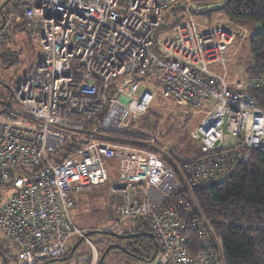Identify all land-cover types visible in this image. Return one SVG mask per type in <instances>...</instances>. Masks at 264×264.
<instances>
[{
  "label": "built area",
  "instance_id": "2783aa9c",
  "mask_svg": "<svg viewBox=\"0 0 264 264\" xmlns=\"http://www.w3.org/2000/svg\"><path fill=\"white\" fill-rule=\"evenodd\" d=\"M198 1L21 0V18L43 57L0 104V186L12 190L0 204V232L17 264L67 257L74 234L87 241L70 210L82 191L109 182L113 168L120 183L110 188L111 217L145 222L156 243L154 258L143 264H224L221 240L193 190L224 183L251 150L264 148V110L254 95L264 91V76L220 74L247 32L200 26L193 19ZM179 6L185 20L157 41L165 11ZM146 76L149 86L138 80ZM128 77L138 78L120 88ZM150 86L162 100L205 111L191 133L197 155L175 171L153 135L131 128L153 101ZM224 132L232 145H224ZM181 185V207L166 205ZM87 244V260L73 254L67 261L98 264Z\"/></svg>",
  "mask_w": 264,
  "mask_h": 264
},
{
  "label": "rangeland",
  "instance_id": "374dc122",
  "mask_svg": "<svg viewBox=\"0 0 264 264\" xmlns=\"http://www.w3.org/2000/svg\"><path fill=\"white\" fill-rule=\"evenodd\" d=\"M7 0H0V11L6 4ZM224 0H204L194 3L196 10H207L212 11L208 16L196 15L194 16L195 22L200 26L208 25L210 28L212 25H224L232 27L227 19L220 15L218 9L223 5ZM186 14L182 12L181 7L168 9L165 11L162 17V25L165 30L158 33L156 36L157 41L165 38L169 34V30L178 22L185 20ZM20 17L10 18L9 22H22ZM1 21V17H0ZM4 21V24H3ZM2 19V25L0 26V54L6 51V54H14L16 58V63L12 66L10 64H5L0 60V104L7 101L9 96L12 94L14 97L16 89L21 81L30 77L43 57V53L38 44L37 36H29L25 31L16 32L12 30L9 25ZM237 27V26H234ZM245 30L247 32V37L241 44L239 41L227 52L228 62L226 64V70L220 69V74H226L229 80L233 79H244L248 76L246 73V67L248 63V53L247 44L248 38L251 34L249 29L244 27H237ZM257 30V29H256ZM255 30V31H256ZM9 34L6 40L5 36ZM8 60V59H7ZM156 70L150 69L148 77H153ZM148 77H142L141 80L149 86ZM138 77H128L118 83L120 88L126 87L132 81H135ZM150 92L154 95L153 101L147 109L146 113L141 116L144 118L145 124L150 123L155 125V128L148 130L147 128H141V117L136 118L132 121V131H137L141 135H153L155 138V148L159 152L160 157H163L165 165L172 170H176L177 165L174 161L177 158L179 161L183 162L194 158L197 155L198 147L191 139V133L197 127V125L202 120L205 111H193L189 107L178 106L171 101L162 100L157 94V89L153 86L149 87ZM142 89H139V93ZM4 100L1 101V99ZM12 103V102H11ZM2 108V107H1ZM140 121V122H139ZM131 131V132H132ZM224 145H232V139L225 133ZM64 151H59L60 156ZM173 159L175 164L172 167L166 161ZM172 156V157H171ZM116 169L110 171L108 181L95 186L91 189H86L79 195V200L74 208L70 210V217L79 231L84 235L88 232H106L110 234L117 235H130L131 231L135 228L136 223L129 219L120 220L119 218H112L109 212L110 207V188L112 185H117L120 180L117 178ZM184 175L181 168L177 170V173ZM12 193L10 187L0 186V204L7 201ZM128 233V234H124ZM151 235V234H150ZM152 236V235H151ZM153 238V237H152ZM80 240L77 234L72 235L67 241V248L73 247ZM131 239L122 240L114 237L92 234L88 237L87 241L92 243L99 255L104 253L105 249L111 245L122 246L126 242H131ZM87 241H82L79 247L75 250L72 258L75 260L87 258L90 255V247ZM0 264H4L3 259H5L7 264H17L15 257L17 256V251L14 249L11 243L6 242L0 232ZM1 254L4 256L3 259ZM152 257V256H151ZM151 259V258H150ZM70 260V259H69ZM103 264H143L142 261H136L129 258L124 252H111L109 251L103 261ZM72 261L66 262H54L51 264H72Z\"/></svg>",
  "mask_w": 264,
  "mask_h": 264
},
{
  "label": "trees",
  "instance_id": "16d2710c",
  "mask_svg": "<svg viewBox=\"0 0 264 264\" xmlns=\"http://www.w3.org/2000/svg\"><path fill=\"white\" fill-rule=\"evenodd\" d=\"M22 10L21 0H7L0 11V26L2 19L9 22L10 18H21ZM218 11L231 25L249 29L251 34L247 41L248 63L245 71L248 76H264V0H224ZM211 13L207 10L194 11L195 15L203 16ZM20 20L22 22H9L12 28L9 32L25 31L30 34L28 26L22 18ZM0 60L10 66L16 63L14 54L7 55L6 51L0 54ZM254 95L257 106L264 110V91H257ZM145 123L142 118L141 128L153 131L155 125ZM66 151L64 149V153ZM249 155L247 164L238 165L224 183L193 190L200 212L211 225L215 236L221 240L224 264H264V148L253 149ZM168 158L170 161L166 162L170 167L182 165L177 158L174 159L176 163L170 156ZM184 190L181 185L166 205L181 207L186 200ZM139 222L130 232L136 238L123 245L129 254L116 249L115 252H124L136 261H148L154 254L155 240L150 236L149 226ZM193 242L197 244L194 237Z\"/></svg>",
  "mask_w": 264,
  "mask_h": 264
},
{
  "label": "water",
  "instance_id": "95a60500",
  "mask_svg": "<svg viewBox=\"0 0 264 264\" xmlns=\"http://www.w3.org/2000/svg\"><path fill=\"white\" fill-rule=\"evenodd\" d=\"M3 24H4V21H3ZM12 95V94H11ZM10 95V96H11ZM92 234H101V235H106V236H110V237H114V238H117V239H122V240H128V239H131V235H117V234H110V233H106V232H89V233H86L85 234V237L88 238L90 235ZM135 236V235H134ZM151 236V235H150ZM152 237V236H151ZM82 243V240L80 239L72 248L71 250L69 251V254L67 257L65 258H62V259H56V260H51V261H48L44 264H51V263H54V262H66L75 252V250L79 247V245ZM155 246H156V243H155ZM114 248L116 249L117 251H124L126 254H129L128 251H126L122 246H119V245H114V246H109L105 249L104 253L101 255L100 259H99V263L98 264H102L107 253L109 252L110 248ZM156 252V247H155V251H154V254ZM154 254L152 255L151 259L152 260L154 258ZM1 257L3 259V255L1 254ZM4 261V264H7L5 259H3Z\"/></svg>",
  "mask_w": 264,
  "mask_h": 264
},
{
  "label": "flooded vegetation",
  "instance_id": "af4514ba",
  "mask_svg": "<svg viewBox=\"0 0 264 264\" xmlns=\"http://www.w3.org/2000/svg\"><path fill=\"white\" fill-rule=\"evenodd\" d=\"M2 100H4V98H2L1 101H2ZM1 104H2V103H1ZM131 236H132V237H131L132 239L136 238V237L134 236V234L131 235ZM114 245H115V244H111V245H109V246H114ZM112 249H114V248H111V249H110L111 252H112ZM0 251H1V249H0ZM115 251H116V250L114 249L113 252H115Z\"/></svg>",
  "mask_w": 264,
  "mask_h": 264
},
{
  "label": "crops",
  "instance_id": "0c3cea01",
  "mask_svg": "<svg viewBox=\"0 0 264 264\" xmlns=\"http://www.w3.org/2000/svg\"><path fill=\"white\" fill-rule=\"evenodd\" d=\"M207 26H208V25H207ZM212 26H214V25H212ZM212 26H211V27H212ZM227 62H228V61H227ZM82 192H83V191H82ZM79 195H80V194H79ZM78 200H79V196H78ZM78 200H77V202H78ZM76 204H77V203H76ZM76 204L74 205V207L76 206ZM74 207H73V208H74Z\"/></svg>",
  "mask_w": 264,
  "mask_h": 264
},
{
  "label": "bare ground",
  "instance_id": "6f19581e",
  "mask_svg": "<svg viewBox=\"0 0 264 264\" xmlns=\"http://www.w3.org/2000/svg\"><path fill=\"white\" fill-rule=\"evenodd\" d=\"M104 263V262H103Z\"/></svg>",
  "mask_w": 264,
  "mask_h": 264
}]
</instances>
